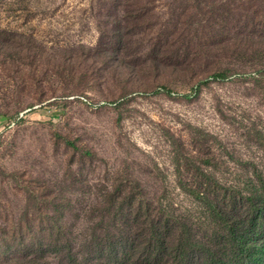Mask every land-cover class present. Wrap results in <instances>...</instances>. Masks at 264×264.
<instances>
[{
	"label": "rangeland",
	"instance_id": "obj_1",
	"mask_svg": "<svg viewBox=\"0 0 264 264\" xmlns=\"http://www.w3.org/2000/svg\"><path fill=\"white\" fill-rule=\"evenodd\" d=\"M253 197L264 0H0V264H264Z\"/></svg>",
	"mask_w": 264,
	"mask_h": 264
},
{
	"label": "trees",
	"instance_id": "obj_2",
	"mask_svg": "<svg viewBox=\"0 0 264 264\" xmlns=\"http://www.w3.org/2000/svg\"><path fill=\"white\" fill-rule=\"evenodd\" d=\"M204 177L206 179L204 184H206L208 187H213L215 186V184H217L211 176L205 174ZM181 187L183 190L187 191L192 196H195L208 203H211L210 205L212 209H214L215 211L217 210L216 212L218 213L222 212L220 211L221 208L219 209L217 203L212 204L211 198H209V196L206 193H203L201 189L199 188L188 189L185 185H182ZM263 201L264 200H261V197H253L251 199L252 208L255 209L260 205V207L258 208V211L262 212L264 208ZM161 224L159 225V227H157V234L155 233V236H157L156 240L154 241L152 245L148 246V248L154 249L157 252V254H161L162 256L173 257L174 259H176V257H183L187 260L190 254L191 255L193 254V251H189V250H193V249L187 248V245H185L184 241L186 238L181 236L183 237L184 240H181L182 239L181 238L178 242H175V241L171 242L169 239L165 237L167 228L161 227ZM243 226H244V223H242V221L235 220V221L229 222L227 228H228V234L230 237V241L232 242L233 246L237 248V252H238L237 257L242 259L241 264H249L248 261L251 258V248L247 246L246 244L247 229L245 227L243 228ZM111 243L107 247L101 250V254L103 255V257L107 256L112 251L116 253V250L114 249L112 250L108 248L110 245H113V246L115 245V243L113 242ZM116 245L119 246V248H121L122 246L120 242H116ZM203 251L206 254L205 264H232L231 262L224 261L223 258L218 257L217 254L213 253L212 249H206ZM200 253L203 254L202 251H200Z\"/></svg>",
	"mask_w": 264,
	"mask_h": 264
}]
</instances>
